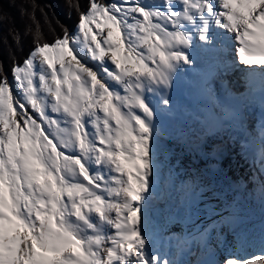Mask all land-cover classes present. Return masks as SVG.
Returning <instances> with one entry per match:
<instances>
[{"label":"snow or ice","instance_id":"6c2138e0","mask_svg":"<svg viewBox=\"0 0 264 264\" xmlns=\"http://www.w3.org/2000/svg\"><path fill=\"white\" fill-rule=\"evenodd\" d=\"M8 2L29 23L9 21L0 0V43L8 21L14 52L25 31L32 47L10 67L0 59V264H177L156 248L150 216L161 117L184 71L200 75L208 131L243 125L220 95L230 97L231 81L220 83L228 73L243 79L245 108L264 106V0H87L83 10L80 0L75 26L50 41L36 0ZM202 61L214 71L201 73ZM197 140L223 177L225 148ZM261 167L264 188V158ZM201 203L209 223L193 237L198 249L233 250L196 264H264V232L248 243L229 213L226 235L224 214Z\"/></svg>","mask_w":264,"mask_h":264},{"label":"bare ground","instance_id":"6f19581e","mask_svg":"<svg viewBox=\"0 0 264 264\" xmlns=\"http://www.w3.org/2000/svg\"><path fill=\"white\" fill-rule=\"evenodd\" d=\"M207 64V61H202L204 73L211 69V66L208 67ZM184 72H181L179 77ZM171 98L174 105L181 100L187 106L184 117L174 113L175 109L170 113H163L161 117L163 128L161 174L158 178L157 190L150 212L154 225L153 235L156 248L160 253L165 254L166 258L173 259L177 264L180 262L196 264L197 261H202L207 255H210L203 248L198 249L197 242L193 239L200 228L209 223L204 204L201 201H211V207L217 208L219 212L224 214L225 220L220 221L219 224L224 225L226 235L232 231L227 223L231 219L229 213H237L243 225L242 231L248 237V243L258 244L261 234L264 232V193H262V186H258L253 181L247 182L237 179L235 174L231 173L234 170V166L231 164L224 168V176L218 177L219 166L210 163L205 152L195 149L198 147L197 138H199V143L208 139L211 149L223 146L227 156L231 157L232 152L229 148L231 143L233 147L238 146L239 149L232 156L234 163L240 168L243 165L242 170H245L249 163L253 164L254 159H256V150L260 147V143L253 141L251 148L246 149L242 146L241 140L235 141V136L230 134L231 131L235 130L234 127L213 134L207 128H202L193 123V113L201 115L207 109L204 100L198 96L197 92L182 89L180 96L171 95ZM198 98L197 109L194 110L191 105ZM167 120L169 121L166 122ZM174 120H178L182 124L173 127ZM249 125H252V122ZM254 127L253 130H259L257 124ZM199 160L212 166L209 172L200 168ZM185 182L188 188L194 191L189 196V199L196 201L194 203L186 204L184 202L187 199L186 196L181 201L173 195L174 191ZM208 191L211 192V195H207ZM164 196H168L167 201L162 199ZM193 208L199 210L189 218L186 210ZM196 216L200 217L199 227L194 228L191 226V220L195 219ZM250 218H253V221ZM180 224L184 225L185 233L183 236L185 238L177 242L174 245L176 249H174L171 245L174 237L173 228ZM229 240L231 241V236H229ZM232 250L231 243L221 244L219 249L212 247L211 254L216 255V260L219 262L221 255H227Z\"/></svg>","mask_w":264,"mask_h":264},{"label":"trees","instance_id":"16d2710c","mask_svg":"<svg viewBox=\"0 0 264 264\" xmlns=\"http://www.w3.org/2000/svg\"><path fill=\"white\" fill-rule=\"evenodd\" d=\"M25 3L29 0H24ZM36 3L40 5L41 8L47 13L46 16H42V21H45L44 31L47 33V39L50 41L57 35H62L61 26H67L72 29L77 23V12L76 4L80 3V0H36ZM3 8L8 13V20L15 18L16 25L24 31L25 25L29 23L27 16L22 18L23 7L20 11L16 7L8 2V0H3ZM71 6V7H70ZM87 7V0H83L81 3V9ZM31 10L29 9V12ZM9 33V23L6 21L3 25V41L0 43V48L3 49L2 62L10 67L12 59L17 58V55L22 60L24 56L27 55L29 49L32 47V34L25 31V40L23 43L22 51L17 49L14 52L12 38L8 35Z\"/></svg>","mask_w":264,"mask_h":264},{"label":"rangeland","instance_id":"374dc122","mask_svg":"<svg viewBox=\"0 0 264 264\" xmlns=\"http://www.w3.org/2000/svg\"><path fill=\"white\" fill-rule=\"evenodd\" d=\"M252 133V132H251ZM229 148H230V150H231V152H232V156H234L238 151H239V149H238V146H235V147H233V145L230 143V145H229ZM232 156L230 157H228L229 159H231V160H229L230 162H229V164H231V165H233L234 166V170H232L231 171V173H233V174H235V176H236V178L237 179H239V180H246L247 182L249 181H253L254 183H256V182H258V183H260L261 181H260V179L257 177V173H256V170L254 169V177H253V180L252 179H250V177H249V174H250V171H248V170H251V168H252V165L253 164H250L249 162V166L245 169V170H242L243 169V165H242V167L240 168V167H238L235 163H234V160L232 159ZM232 161V162H231ZM254 162H255V159H254ZM253 162V163H254ZM204 167V166H206L205 168H207V167H209V166H207L206 164H204V163H201V167ZM248 169V170H247ZM246 171H248V172H246ZM252 175V174H251ZM249 179V180H248ZM256 182H255V181ZM257 184V183H256ZM188 188V186H187V189H186V192L188 193L189 191H190V194H192L194 191H192L191 189H189ZM192 192V193H191ZM211 192L209 191L208 193H207V195H211L210 194ZM262 193H264V188H263V191H262ZM190 194H189V196H190ZM177 202V201H176ZM194 202H196V201H194ZM174 205H177V204H174ZM251 220L253 219V218H250ZM251 220H249V221H251ZM253 221V220H252ZM251 221V222H252ZM248 225V224H247ZM181 228H176L175 229V232L177 233V235H180V236H183L184 235V225L183 226H180ZM184 237V236H183ZM182 240V239H181ZM175 241V242H174ZM177 242H180V240H177L176 238H175V234H174V237L172 238V243H176L177 244ZM176 244H174V245H176ZM204 258V257H203ZM202 258V259H203Z\"/></svg>","mask_w":264,"mask_h":264},{"label":"water","instance_id":"95a60500","mask_svg":"<svg viewBox=\"0 0 264 264\" xmlns=\"http://www.w3.org/2000/svg\"><path fill=\"white\" fill-rule=\"evenodd\" d=\"M208 259H213V260H215V257H207L205 260H208Z\"/></svg>","mask_w":264,"mask_h":264}]
</instances>
